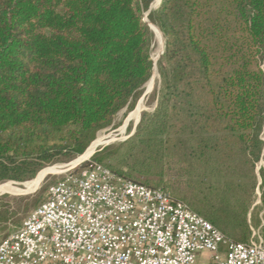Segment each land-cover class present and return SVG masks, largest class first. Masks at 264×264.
I'll use <instances>...</instances> for the list:
<instances>
[{
	"label": "trees",
	"instance_id": "obj_1",
	"mask_svg": "<svg viewBox=\"0 0 264 264\" xmlns=\"http://www.w3.org/2000/svg\"><path fill=\"white\" fill-rule=\"evenodd\" d=\"M153 1L0 0V182L74 160L134 108L153 73L152 23L164 40L156 107L141 113L128 143L148 170L167 157L183 165L186 192L114 170L103 163L111 147L82 165L161 188L226 239L247 242L246 214L259 223L251 204L264 155V0H160L150 9ZM44 191L20 198L36 208Z\"/></svg>",
	"mask_w": 264,
	"mask_h": 264
},
{
	"label": "built area",
	"instance_id": "obj_2",
	"mask_svg": "<svg viewBox=\"0 0 264 264\" xmlns=\"http://www.w3.org/2000/svg\"><path fill=\"white\" fill-rule=\"evenodd\" d=\"M85 162L0 241V264H264L259 231L230 241L161 188Z\"/></svg>",
	"mask_w": 264,
	"mask_h": 264
},
{
	"label": "rangeland",
	"instance_id": "obj_3",
	"mask_svg": "<svg viewBox=\"0 0 264 264\" xmlns=\"http://www.w3.org/2000/svg\"><path fill=\"white\" fill-rule=\"evenodd\" d=\"M158 2L159 0H154L151 4V9H155L159 5ZM150 25L154 34L151 45V57L152 60H154V69L151 78L144 86L143 94L137 100L132 110H128L127 108L120 110L114 117L113 125L98 132L96 138L89 144L86 150L72 161L78 162L79 160L81 161L86 158L85 161H89L94 159L92 157L93 155L103 153L107 148L111 147V155L106 157L103 163L108 164L114 170L124 173L131 178H137L141 181L155 180L157 182L155 185L163 187L172 194H184V192H186L185 180L188 179V175L186 176L184 174L183 165L178 164L171 157H167L166 159L159 160L157 166H152L151 170H148L147 165H144L145 155L141 153V149L136 146L137 148L132 151L131 145L128 143L130 139L135 138L136 126L138 125V120H140L141 113H151L156 107V99L152 95L159 83L157 61L161 55L160 53L163 52L164 40L157 27L152 23H150ZM137 109L139 110L135 116L131 117V114ZM98 137L102 138L98 140V144L94 150L89 153L88 150L97 141ZM260 138L264 141V128L260 134ZM46 167L47 168L41 169L31 180L24 182V184L31 182L43 174L44 177L51 175L48 179L43 177L42 181L37 186L38 188L36 187L37 189L35 188V191H33L34 189L31 190L33 192L28 191L30 193L24 194V192H27L24 189V184L19 185L10 183L11 181L16 183L22 182L16 180H5L0 182V185L10 183L13 187L19 189V191L9 190L0 192V241L15 231L19 227V223L23 221L33 209H35L33 208L32 198L21 199L20 196L34 194L43 184L45 185V191L42 195V201H44L48 186L63 176V170H65L67 166H64L62 169L57 166ZM254 172L256 175V183L252 193L251 205L252 207L257 208V218L259 223L257 226L250 225L251 211H249L246 214V224L249 227L250 237L253 231H259L264 237V155L256 162ZM2 213H5V215H2Z\"/></svg>",
	"mask_w": 264,
	"mask_h": 264
},
{
	"label": "bare ground",
	"instance_id": "obj_4",
	"mask_svg": "<svg viewBox=\"0 0 264 264\" xmlns=\"http://www.w3.org/2000/svg\"><path fill=\"white\" fill-rule=\"evenodd\" d=\"M154 56H155V55H154ZM138 110H139V109H137L136 111H134V112L131 114V117H134ZM100 138H102V137H98L97 141H96V142L92 145V147L88 150L89 153L92 152V151L94 150V148L97 146V144H98V140H99ZM88 152H87V154H88ZM82 160H83V159H82ZM82 160H81V161H82ZM78 162H80V160H79ZM78 162H73V161H72V164H75V163H78ZM49 167H53V166H49ZM57 167H61V169L63 168L62 166H57ZM45 168H47V167H45ZM43 177H44V174H43V175H40L39 177H37L36 179L32 180L31 182H27V183H25V184L23 183V184H24V189H25L27 192H28V191H31V190H33V189H35V188L40 184V182L42 181ZM23 184H22V185H23ZM21 187H23V186H21ZM9 190H12V191H19L18 188L13 187L12 184H10V183L0 185V192H3V191H9Z\"/></svg>",
	"mask_w": 264,
	"mask_h": 264
},
{
	"label": "water",
	"instance_id": "obj_5",
	"mask_svg": "<svg viewBox=\"0 0 264 264\" xmlns=\"http://www.w3.org/2000/svg\"><path fill=\"white\" fill-rule=\"evenodd\" d=\"M160 3V0H159V2H158V4ZM150 9H151V6H150ZM148 14V12L145 14V16ZM145 21H147L146 19H144ZM149 27H150V29L152 30V28H151V25L149 24ZM158 29V28H157ZM158 31L160 32V30L158 29ZM161 33V32H160ZM160 54H162V52L160 53ZM153 63H154V60H153ZM154 69V68H153ZM138 122H139V120H138ZM137 122V123H138ZM87 159V158H86ZM86 159H83L82 161H80V162H78V163H82V162H84ZM72 163V161L71 162H68V163H65V164H55V165H53V166H62V167H64V166H66V165H68V164H71ZM50 174V173H49ZM46 177V176H45ZM44 177V178H45ZM10 183H12V184H19V185H22L24 182H22V183H16V182H13V181H11ZM38 188V187H37ZM36 188V189H37ZM36 189H34L33 191H35ZM33 191H31V192H33ZM25 193H30V192H24V194Z\"/></svg>",
	"mask_w": 264,
	"mask_h": 264
}]
</instances>
